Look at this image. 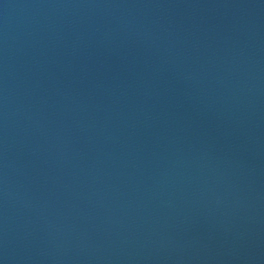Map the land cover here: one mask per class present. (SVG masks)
<instances>
[{
  "label": "water",
  "instance_id": "1",
  "mask_svg": "<svg viewBox=\"0 0 264 264\" xmlns=\"http://www.w3.org/2000/svg\"><path fill=\"white\" fill-rule=\"evenodd\" d=\"M0 264H264V0H0Z\"/></svg>",
  "mask_w": 264,
  "mask_h": 264
}]
</instances>
